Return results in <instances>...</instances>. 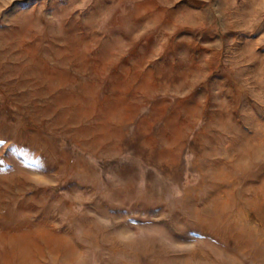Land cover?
Masks as SVG:
<instances>
[{"label":"rangeland","instance_id":"obj_1","mask_svg":"<svg viewBox=\"0 0 264 264\" xmlns=\"http://www.w3.org/2000/svg\"><path fill=\"white\" fill-rule=\"evenodd\" d=\"M0 264H264V0H0Z\"/></svg>","mask_w":264,"mask_h":264}]
</instances>
